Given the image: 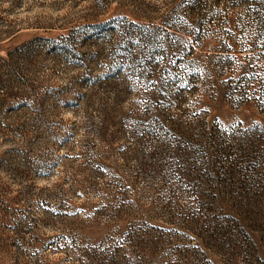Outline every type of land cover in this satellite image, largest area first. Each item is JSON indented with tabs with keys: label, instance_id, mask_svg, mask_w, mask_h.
I'll return each instance as SVG.
<instances>
[{
	"label": "rangeland",
	"instance_id": "obj_1",
	"mask_svg": "<svg viewBox=\"0 0 264 264\" xmlns=\"http://www.w3.org/2000/svg\"><path fill=\"white\" fill-rule=\"evenodd\" d=\"M161 1L0 0V264H264V0L193 50L100 26Z\"/></svg>",
	"mask_w": 264,
	"mask_h": 264
},
{
	"label": "trees",
	"instance_id": "obj_2",
	"mask_svg": "<svg viewBox=\"0 0 264 264\" xmlns=\"http://www.w3.org/2000/svg\"><path fill=\"white\" fill-rule=\"evenodd\" d=\"M223 1L235 4L234 0H212L211 7H209V1L206 0H181L180 2H177L176 5H173L171 4V1L168 0L166 2L165 0V2L161 1V6H163L164 10L162 15L156 17H153L152 13L149 10L138 11L140 12V14L144 15H138L139 13L130 15L127 12L124 13V11L119 9L117 12V16L104 21L100 24V26H103L104 28L112 26L110 27V29H108L111 32V39H116L118 36L125 42L127 39L129 41L130 39H136L139 42H146L148 40L151 41L152 38H154L153 40H155V43L158 47H160L159 45L168 42L170 44L173 39L171 38V35L172 33H174V31H181L182 33L185 32L186 35L192 36V42L188 44V48L189 50H193L194 46H199L201 44V41L205 36V26L209 24L210 21L214 22L217 18L220 19V12H218V10H215L214 8L220 5V3H222ZM146 6L147 5H144L142 3V7ZM199 6V9H201V13H198L199 9L197 8ZM195 9H197V13L194 14L196 15V17H194V15L191 16V14L188 12H192ZM128 15L133 16L135 20H146L148 21V24L140 23L134 20L131 21L128 19ZM256 16L260 19L261 22L264 21L263 14L261 15L256 13ZM149 28H153L154 30H158L160 32L158 35L149 36L145 34V31H147V29ZM256 39L257 41H254L253 45L261 44L264 47V28L260 29L259 37H257ZM219 42H216V44L219 46L215 49L216 52L225 51L219 50L220 48L223 49L226 46L224 45V42ZM173 44L175 45L176 42ZM160 50L164 51L163 48H158V52L160 53ZM81 62L83 65L84 62ZM160 130L162 129L151 126L145 128L140 134L135 132L134 137H131L135 141L134 144L139 145V141L143 140L145 141V145L143 146V151H141L140 148H134V151H136V153H138L139 155H147L150 157L153 156L152 153L155 149H157V146L155 144L158 143L157 138L160 137ZM151 144L154 148L151 147ZM137 232L138 229L132 225L129 230H127V238L130 235H132L131 237L134 238V236H137ZM118 247H121V245H119ZM120 250L121 249L115 250L113 252H110L109 254L113 257H117V255L120 253ZM121 258L123 259L124 257Z\"/></svg>",
	"mask_w": 264,
	"mask_h": 264
}]
</instances>
